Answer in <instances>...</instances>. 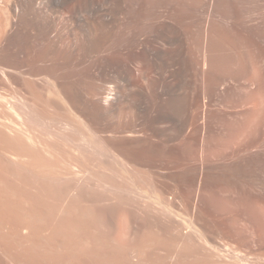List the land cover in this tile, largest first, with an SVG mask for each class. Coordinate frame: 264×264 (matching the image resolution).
Here are the masks:
<instances>
[{
  "label": "bare ground",
  "instance_id": "bare-ground-1",
  "mask_svg": "<svg viewBox=\"0 0 264 264\" xmlns=\"http://www.w3.org/2000/svg\"><path fill=\"white\" fill-rule=\"evenodd\" d=\"M223 1L209 0L200 24L184 16V0H0V254L8 261L244 262L214 250L211 222L195 208L199 179L206 188L210 175L194 157L192 117L204 116L206 150L221 81L214 67H235L221 100L245 99L258 113L264 92V32L250 12L258 6L264 23V0ZM228 42L237 46L232 63ZM196 51L203 80L193 87Z\"/></svg>",
  "mask_w": 264,
  "mask_h": 264
},
{
  "label": "rangeland",
  "instance_id": "rangeland-1",
  "mask_svg": "<svg viewBox=\"0 0 264 264\" xmlns=\"http://www.w3.org/2000/svg\"><path fill=\"white\" fill-rule=\"evenodd\" d=\"M220 3L224 1L220 0ZM219 10L222 12L223 8L219 7ZM250 12H253L252 19L255 22L262 23L263 33L264 23L260 16V8L252 7ZM188 13L194 14L200 24L207 22L210 18L209 0H184L183 14L186 17ZM127 18H131L130 13ZM124 32L119 35L120 39L123 38ZM236 47L230 42L226 44L231 63L237 57ZM194 57L197 62L190 66V69L193 87L196 85L198 87L203 80V69L200 53L196 51ZM234 68V64H222L213 69V74L221 78V81L219 89L214 94L212 129L206 150L203 147L204 116L202 115L197 122L192 117L195 127L198 128L196 135L198 149L194 151V157L202 173L203 162L207 160L209 167L204 171L210 175V182L206 188L202 181L203 176L199 179L195 208L202 224L205 217L211 222V237L216 252L229 256L237 255L244 261L240 264H264V92L260 95L261 106L258 113L251 110V104L245 102V99L242 101L241 98L229 97L221 100L219 93L224 87L236 84ZM163 74V79L170 75L168 68H164ZM151 75L156 76L152 69ZM105 77V73L102 72L100 82H103ZM247 79V76H241L238 80L244 83ZM168 80L176 81L172 76ZM261 83L264 86V74ZM204 102L202 96V109ZM148 104L151 109V102ZM193 108L195 109V106ZM194 114L193 112L192 116ZM160 125H168V122L163 119ZM0 188V190L3 188L1 184ZM208 197L211 199L209 204L206 202ZM2 236L0 223V238ZM0 264L16 262L8 261L0 254Z\"/></svg>",
  "mask_w": 264,
  "mask_h": 264
}]
</instances>
